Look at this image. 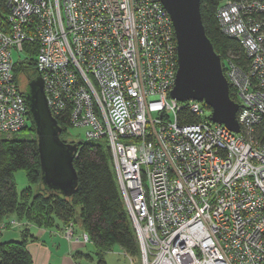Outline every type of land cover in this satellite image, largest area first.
<instances>
[{"label":"built area","instance_id":"built-area-1","mask_svg":"<svg viewBox=\"0 0 264 264\" xmlns=\"http://www.w3.org/2000/svg\"><path fill=\"white\" fill-rule=\"evenodd\" d=\"M3 6L0 135L19 134L30 122L15 69L32 56L51 115L86 129L84 142L110 146L141 264H264V0H226L217 14L248 62L228 54L223 65L240 133L204 118L203 102L170 97L176 32L161 0ZM186 110L198 121L182 124ZM20 226L3 221L0 235ZM62 235L91 242L73 223Z\"/></svg>","mask_w":264,"mask_h":264},{"label":"trees","instance_id":"trees-1","mask_svg":"<svg viewBox=\"0 0 264 264\" xmlns=\"http://www.w3.org/2000/svg\"><path fill=\"white\" fill-rule=\"evenodd\" d=\"M4 1L0 0L2 10L5 7ZM225 1L201 0L205 30L215 51L220 54L223 65L228 54L235 55L238 62L247 64L246 54L240 42L224 35L220 29L217 14ZM29 60L26 64H17L15 69L24 93L28 81L39 76L35 58L31 56ZM230 95L235 98L232 89ZM29 116L31 127L27 125L23 131L31 130L33 134L30 138L0 136V223L16 219L45 228L55 227L57 222L64 226L73 223L76 225V232H86L96 246L97 264H106L104 256L111 252L115 245L120 246L131 258H139L141 261L140 244L118 190L110 146L107 142L105 140L71 142L79 147L74 163L78 171L79 184L74 195L64 196L61 192L48 190L41 181L36 127L32 116L30 114ZM57 121L62 129L60 137L63 141L69 142L66 137L71 128L68 119ZM180 121L185 124L198 120L186 110ZM21 170L26 172L29 186L19 193L14 177ZM83 256L91 258L87 254ZM0 264H33L26 240L2 241Z\"/></svg>","mask_w":264,"mask_h":264},{"label":"water","instance_id":"water-1","mask_svg":"<svg viewBox=\"0 0 264 264\" xmlns=\"http://www.w3.org/2000/svg\"><path fill=\"white\" fill-rule=\"evenodd\" d=\"M170 14L176 32L178 70L170 97L180 102L200 101L211 108L214 123L240 133L239 104L230 95L220 54L215 51L205 30L201 0H161ZM26 104L36 127L41 181L50 191L74 195L79 184L75 169L78 145L62 140V129L51 115L45 82L39 75L28 81Z\"/></svg>","mask_w":264,"mask_h":264},{"label":"crops","instance_id":"crops-1","mask_svg":"<svg viewBox=\"0 0 264 264\" xmlns=\"http://www.w3.org/2000/svg\"><path fill=\"white\" fill-rule=\"evenodd\" d=\"M19 228L1 233L0 243L25 239L33 264H97L91 252H86L87 244L71 242L63 237L65 226L59 222L55 227L45 228L23 221Z\"/></svg>","mask_w":264,"mask_h":264},{"label":"rangeland","instance_id":"rangeland-1","mask_svg":"<svg viewBox=\"0 0 264 264\" xmlns=\"http://www.w3.org/2000/svg\"><path fill=\"white\" fill-rule=\"evenodd\" d=\"M14 58H15V61L19 60V54L17 52L15 53ZM23 80H24V78L21 81L22 83H23ZM24 83H26V81ZM27 86H28V84H27ZM210 114H211V111L209 109H207L205 111L204 118L209 117ZM31 124L32 123L29 122L28 126L31 127ZM85 133H86V129L74 127V128H70L69 135L66 137L68 140H71L74 142L75 141L81 142V141H85L87 138V136H85ZM32 134L33 133L31 132V130L30 131L24 130L22 132H19V134H15V135L8 134V135H0V136L16 137L17 139H19V138L20 139H26V138H30V136ZM71 141H69V142H71ZM14 179H15V183L17 185V190L19 193H21L22 190H24L25 188H27L29 186L28 177H27V174L24 170L18 171L15 174ZM18 229H20V228H18ZM8 230H11V228H9ZM63 231H64V229H63ZM86 247H87L86 252L90 251L92 254L91 256H93V258H95L96 263H97V257L95 256L96 246H94V244L91 242V243L87 244ZM104 257H105L107 264H141V261L139 258H137V259L131 258L118 245H115L113 250L111 252H108ZM133 261H136V262H133Z\"/></svg>","mask_w":264,"mask_h":264},{"label":"bare ground","instance_id":"bare-ground-1","mask_svg":"<svg viewBox=\"0 0 264 264\" xmlns=\"http://www.w3.org/2000/svg\"><path fill=\"white\" fill-rule=\"evenodd\" d=\"M69 141V140H68ZM68 143H71V142H68ZM73 144V143H72Z\"/></svg>","mask_w":264,"mask_h":264}]
</instances>
